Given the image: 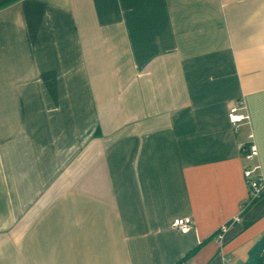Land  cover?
<instances>
[{
	"label": "crops",
	"instance_id": "0c3cea01",
	"mask_svg": "<svg viewBox=\"0 0 264 264\" xmlns=\"http://www.w3.org/2000/svg\"><path fill=\"white\" fill-rule=\"evenodd\" d=\"M249 143L264 175V0L0 9V264H245Z\"/></svg>",
	"mask_w": 264,
	"mask_h": 264
},
{
	"label": "built area",
	"instance_id": "2783aa9c",
	"mask_svg": "<svg viewBox=\"0 0 264 264\" xmlns=\"http://www.w3.org/2000/svg\"><path fill=\"white\" fill-rule=\"evenodd\" d=\"M244 110L243 105L236 104L229 109L228 112V121L232 127L236 130L242 124L248 122L249 118L246 114L242 113ZM248 140H252V135L248 136ZM258 155L256 146L253 143L247 144L243 152V160L246 163V166L243 170L244 182L248 190V198L245 203L241 206V212H244L248 206L257 200L264 197V175L259 172L260 167L254 165V160ZM241 218L239 215L233 217L228 223L223 224L213 236V240L220 249L223 246L224 238L230 227L239 224ZM171 227L182 234L189 233L194 229V222L191 218L185 217L180 219H174L171 223ZM264 257V250L262 251ZM220 264H235L231 259L221 257ZM257 264H263L257 263Z\"/></svg>",
	"mask_w": 264,
	"mask_h": 264
},
{
	"label": "trees",
	"instance_id": "16d2710c",
	"mask_svg": "<svg viewBox=\"0 0 264 264\" xmlns=\"http://www.w3.org/2000/svg\"><path fill=\"white\" fill-rule=\"evenodd\" d=\"M16 1L18 0H0V9ZM263 250H264V237L260 239L259 241H257L255 245L250 249L249 254H248V259L245 264L262 263L264 261V257L262 255ZM195 252H196V249L187 253V255L185 256V259L191 257ZM183 262H184V259L177 261L175 264H183Z\"/></svg>",
	"mask_w": 264,
	"mask_h": 264
},
{
	"label": "rangeland",
	"instance_id": "374dc122",
	"mask_svg": "<svg viewBox=\"0 0 264 264\" xmlns=\"http://www.w3.org/2000/svg\"><path fill=\"white\" fill-rule=\"evenodd\" d=\"M263 264H264V262H263Z\"/></svg>",
	"mask_w": 264,
	"mask_h": 264
}]
</instances>
